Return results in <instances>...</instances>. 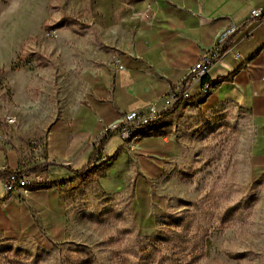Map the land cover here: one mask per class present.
Wrapping results in <instances>:
<instances>
[{"label":"rangeland","instance_id":"obj_1","mask_svg":"<svg viewBox=\"0 0 264 264\" xmlns=\"http://www.w3.org/2000/svg\"><path fill=\"white\" fill-rule=\"evenodd\" d=\"M147 9L146 0H0V146L45 156L52 126L86 105L84 75L117 54ZM62 11L71 21L42 27ZM151 123L171 142L157 176L118 159L74 180L58 192L60 236L48 225L0 234V264H264V182L250 177L249 112L184 100ZM130 141L113 134L103 152Z\"/></svg>","mask_w":264,"mask_h":264},{"label":"crops","instance_id":"obj_2","mask_svg":"<svg viewBox=\"0 0 264 264\" xmlns=\"http://www.w3.org/2000/svg\"><path fill=\"white\" fill-rule=\"evenodd\" d=\"M146 2L144 17L117 54L84 75L86 105L67 123L52 126L43 146L45 156L36 155L35 148L22 152L0 146V173L37 168L25 175L28 185L10 193L0 178V234L35 232L38 226L48 225L52 235L59 237L62 203L58 192L64 186L58 183L72 177L67 168L83 166L97 145L95 138L121 124L124 113L146 112L149 105L161 112L167 91L181 84L190 66L231 27L234 31L222 43L219 59L208 72L211 90L199 96L195 86L191 101L200 100L203 106L228 102L249 112L254 124L250 177L264 182V15L258 20L249 18V11L264 6V0ZM234 52L240 57L235 58ZM154 129L150 122L127 147L117 150L111 162L115 165L119 159L126 165L132 159L144 177L157 176L171 142ZM103 147L101 156L106 159ZM44 165L45 170L38 168ZM42 171L55 177L45 179Z\"/></svg>","mask_w":264,"mask_h":264},{"label":"built area","instance_id":"obj_3","mask_svg":"<svg viewBox=\"0 0 264 264\" xmlns=\"http://www.w3.org/2000/svg\"><path fill=\"white\" fill-rule=\"evenodd\" d=\"M262 15H264V6L252 8L249 11V18L252 20H258ZM233 31V27L223 30L212 47L204 52L198 60L190 66V70L187 71V75L183 82L167 91L166 97L163 99L161 112L171 108L173 104L178 101V97L189 98L190 91L195 86H198V94L201 95L202 86H204L203 79L208 75L211 67L219 59L220 53L222 52V43ZM234 57L238 58L240 54L234 52ZM159 113L160 112H157L153 105H149L146 112L129 111L123 114L121 124L112 125L104 131H113L124 140L125 132L130 131L132 127L138 124L147 122L152 116H158ZM9 120H11V118ZM23 182H27V179L24 176L18 175L14 170L6 175V177L2 178L3 188L6 193L13 192L17 188H22Z\"/></svg>","mask_w":264,"mask_h":264},{"label":"trees","instance_id":"obj_4","mask_svg":"<svg viewBox=\"0 0 264 264\" xmlns=\"http://www.w3.org/2000/svg\"><path fill=\"white\" fill-rule=\"evenodd\" d=\"M69 16L66 15L65 12H61L59 18L52 24V25H48L43 23L42 27L43 28H48V29H57L60 28L64 25H66V22L71 21V19L69 20ZM204 82H210L208 78V75L204 77ZM212 85V84H211ZM209 93V92H208ZM207 93V94H208ZM205 94V95H207ZM199 95V94H198ZM199 96H204V95H199ZM184 100H191V96L187 99H183V100H179L176 103L173 104V106L163 112H160L158 114V117L160 116H168L170 115L173 110L176 108V106L181 103ZM153 121V120H152ZM151 121V122H152ZM150 122L146 123L145 125H141L138 126L137 128H135L132 131V136L134 137L135 135H137L138 133H140L143 129H145L148 124ZM116 134L115 132H107L97 143L96 146H93L92 149L89 151L88 153V158L86 163L79 167V168H70L68 167L67 169L69 170V172L72 174V177H70L69 179L66 180H61L58 184L62 185V186H66L68 184H70L71 182H73L74 180H77L81 183H85L87 182L89 179H91L93 176H95L96 174H99L101 171H103L104 169H107L108 167H106L107 165H109V163L115 159L116 156V152L114 154H112L111 156H109L106 159H103V157L101 156V149L104 146L105 142L107 141L108 137H110L111 135ZM41 170H45L47 168V166H40L38 167ZM37 168H33L31 170H22V169H16L14 170L18 175L20 176H24L25 175H29L30 173H32L34 170H36ZM11 172V170H4L0 173V178H4L6 177V175H8ZM255 180V178L253 179Z\"/></svg>","mask_w":264,"mask_h":264},{"label":"bare ground","instance_id":"obj_5","mask_svg":"<svg viewBox=\"0 0 264 264\" xmlns=\"http://www.w3.org/2000/svg\"><path fill=\"white\" fill-rule=\"evenodd\" d=\"M189 70H190V69H189ZM211 88H212V85H211L210 82H204V86H202L201 94H202V95L207 94V93L211 90ZM183 99H187V98H186V97H178V101H179V100H183ZM156 117H157V116H152V118L149 119V120H147V122L142 123V124H138L137 126L132 127L130 131L125 132V135H124V142H125V141H128V140H130V139L133 138V136H132V131H133L135 128H137L138 126H141V125H145V124L148 123V122H151V121L154 120ZM26 185H28V182H23V187H25Z\"/></svg>","mask_w":264,"mask_h":264}]
</instances>
